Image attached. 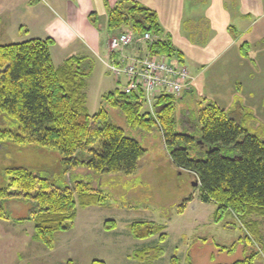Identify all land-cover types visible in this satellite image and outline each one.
Masks as SVG:
<instances>
[{"label": "rangeland", "instance_id": "rangeland-1", "mask_svg": "<svg viewBox=\"0 0 264 264\" xmlns=\"http://www.w3.org/2000/svg\"><path fill=\"white\" fill-rule=\"evenodd\" d=\"M15 3V0H0L1 44L24 39L20 30L23 9L13 11ZM254 3L257 4V0ZM240 5H243L242 0ZM245 14L247 17L250 13L242 9L241 15ZM247 18L241 24V34L235 26L228 28L237 40L228 57L218 60L199 78L187 66L181 52L153 51L162 32L144 31L136 35L132 25L115 32L132 31L134 41L127 48L136 47L137 54L126 53L127 49L113 52L110 46L115 34L110 35V62H94L85 80L83 93L90 114L95 115L102 109L104 97L110 92L120 88L126 93L123 88L128 82L123 76L115 75L112 63L149 56V59L157 58L182 69L192 79V86L176 98L175 117L180 131L191 132L196 124L201 127L199 109L206 101H213L235 112L238 119L245 111L251 112L253 117L245 125L264 137V14L254 11L253 18ZM146 34L150 35L149 39ZM196 84L201 89L197 93L191 90ZM139 101L144 111L154 112V102L147 103L143 96ZM106 109L112 124L122 127L128 136L136 137L147 149L132 175L98 173L88 166L66 171L64 156L56 148L34 142L15 143L11 138L0 140V188L9 185L7 170L20 166L48 179L52 190L68 189L77 199L73 227L56 233L55 245L50 248L36 237V192L26 196L22 189L10 188L11 196L0 198V264H236L238 261L246 264L244 260L249 261L253 256V264H264V216L243 218L229 209L219 218L220 205L214 200L204 202L200 185L195 184L200 181L170 158L160 128L134 129L120 106L107 105ZM16 123L0 110V129L17 132ZM84 183L90 191L100 195L99 204L82 206L77 188ZM140 221H152L165 228L147 239H140L133 236L130 228ZM252 221L260 222L262 236L259 240L250 231Z\"/></svg>", "mask_w": 264, "mask_h": 264}, {"label": "trees", "instance_id": "trees-1", "mask_svg": "<svg viewBox=\"0 0 264 264\" xmlns=\"http://www.w3.org/2000/svg\"><path fill=\"white\" fill-rule=\"evenodd\" d=\"M108 14L107 26L114 34L129 25L136 35L144 31H163L157 12L138 0H119ZM91 20L96 22L95 17ZM54 43L51 37L0 43V110L18 125L17 132L0 129V140L11 138L15 143L34 142L56 148L64 156L66 171L88 166L98 173L132 175L147 149L136 137L128 136L122 127L111 123L107 105L120 106L132 128L162 130L170 158L200 181L204 202L214 200L220 205L219 218L229 209L243 218L264 216V137L245 125L253 117L251 112L245 111L238 119L235 112L206 101L199 109L201 127L196 124L191 132L180 131L175 117L176 94L164 93L158 97L151 112L143 110L139 101L141 95L127 94L118 88L107 94L102 109L91 115L83 90L94 60L71 56L57 67L52 59ZM153 46L157 53H180L169 39L161 38ZM7 171L10 182L7 188H0V198L11 196L10 188L22 189L26 196L35 191L36 237L53 247L56 233L74 225L76 196L68 189L52 190L48 179L25 167H12ZM89 189L85 183L78 184V196L84 207L102 200ZM259 223L249 222L256 240L262 236ZM130 228L134 237L147 239L165 227L152 221H140ZM165 237L164 234L162 238ZM254 260L255 256L244 263L253 264Z\"/></svg>", "mask_w": 264, "mask_h": 264}, {"label": "crops", "instance_id": "crops-1", "mask_svg": "<svg viewBox=\"0 0 264 264\" xmlns=\"http://www.w3.org/2000/svg\"><path fill=\"white\" fill-rule=\"evenodd\" d=\"M149 6L159 17L163 39H169L181 52L188 67L198 78L218 60L226 59L235 45V38L228 31L253 18L254 11L264 14V1L237 0H138ZM22 7L24 19L20 23L23 41L51 37L52 59L57 67L71 56L88 57L94 62H110V32L107 26L109 9L119 0H15ZM246 2V3H245ZM247 6V7H246ZM257 7V8H254ZM50 14H48V10ZM250 13L246 17L241 10ZM12 11V12H13ZM96 18L93 22L92 17ZM247 18V19H246ZM251 19V18H250ZM249 19V20H250ZM240 22V26L238 24ZM137 46V45H135ZM137 54L133 46L127 52ZM57 60V61H56ZM200 84V83H199ZM201 91L197 84L191 90Z\"/></svg>", "mask_w": 264, "mask_h": 264}, {"label": "built area", "instance_id": "built-area-1", "mask_svg": "<svg viewBox=\"0 0 264 264\" xmlns=\"http://www.w3.org/2000/svg\"><path fill=\"white\" fill-rule=\"evenodd\" d=\"M149 36L146 34V38L149 39ZM133 41L132 31L115 34V36H112L110 48L113 52H123L127 49V45ZM148 57L132 59L128 61L129 63L126 60L120 62L128 63L126 66H116L120 63H112L115 64L112 66L115 75L123 76L128 82L123 89L126 93L139 92V95L141 94L145 101L151 104L157 100L158 92L164 91L165 93L180 95L192 86V79L182 69L172 67L157 58L149 59ZM143 91L146 93L144 94Z\"/></svg>", "mask_w": 264, "mask_h": 264}, {"label": "water", "instance_id": "water-1", "mask_svg": "<svg viewBox=\"0 0 264 264\" xmlns=\"http://www.w3.org/2000/svg\"><path fill=\"white\" fill-rule=\"evenodd\" d=\"M196 185H200V182H198V183H195Z\"/></svg>", "mask_w": 264, "mask_h": 264}]
</instances>
